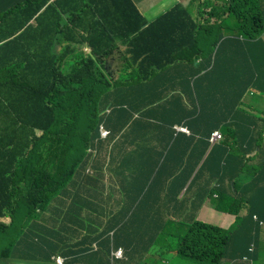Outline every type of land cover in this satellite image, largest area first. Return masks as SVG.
Returning <instances> with one entry per match:
<instances>
[{
	"label": "trees",
	"instance_id": "16d2710c",
	"mask_svg": "<svg viewBox=\"0 0 264 264\" xmlns=\"http://www.w3.org/2000/svg\"><path fill=\"white\" fill-rule=\"evenodd\" d=\"M12 1L0 8V45L15 39L11 37L16 30L25 29L34 16L46 33L53 29L54 23V28L59 30V39L55 36L54 45H60L61 50L49 53L48 68L41 53L29 54L27 60L16 54L0 67V84L11 100L6 108V126L0 132V217L10 216L11 221L23 215L30 220L40 218L58 198L79 199L73 194L100 188L105 183L101 181L105 174L100 170L95 176L85 172L95 158V148H102L105 156L110 154L103 145L94 146L98 143L92 142L98 124L114 129L126 124L137 125L142 129L141 141L156 144L151 149L138 148L145 163L142 172L147 175L141 189H150L156 177L172 178L179 189L188 182L187 192L205 180V185L196 188L192 208H199L208 199L217 212L234 216V223L222 229L196 220V212L168 219L152 212H136L135 221L144 214L140 220V244L145 247L140 255L155 241V236L148 235V229L157 227L161 232L172 227L175 232L184 230L177 242L179 257L197 264H224L246 255L252 244L250 257L254 261V244L260 228L252 216L264 221V157L256 166L252 158L245 156L253 150L257 155L262 154L264 109L261 117H255L241 101L248 92L264 97V19L258 1L215 0L206 6L198 2L193 5L195 20L185 6L174 4L148 24L131 0H27V7L19 0ZM23 14L27 17L21 23L11 18ZM52 17L57 19L53 22ZM133 18L138 20L134 27ZM20 40L18 37L15 42ZM15 42L10 41V47ZM120 42H128L130 46L126 52L129 58L125 57V61L137 66L134 74L129 69V78L124 81L111 78L108 75L111 71H106L105 76L100 68L109 56V48ZM84 49H89L90 55ZM156 53L165 67L200 56L202 64L192 72V75L199 73L195 79L201 71L205 76L218 74L224 78L226 88L228 73H236L237 82L230 81V85L236 92L237 118L251 117L252 127L258 128L251 131L248 148L241 146L232 123L225 134L230 138L228 143H225L226 137L222 141V150L228 149L229 157L218 156L215 145L207 152L209 134L216 126L204 134L181 120L180 106L167 110L161 97L150 95L153 84H163L157 78L164 69L153 72L149 68ZM132 82L139 84L140 93L145 95L134 103L128 100L132 96ZM211 85L218 92L217 86ZM212 101H215L212 109L217 110L220 101ZM138 111L140 118L132 119V113ZM174 125L186 126L189 136L175 132ZM36 131H41V135L37 136ZM253 143H257L254 148ZM191 145L194 148L190 150ZM90 147L92 150L88 152ZM49 154L55 155L53 166L47 163L51 161ZM146 157L150 158L148 162ZM220 164L226 168L224 174L219 172ZM232 164L233 170L229 171ZM226 179L229 186L222 185ZM211 182L217 185L208 188ZM164 183L165 179L160 184ZM87 198L92 199L88 206L101 210L96 201L100 199L98 195ZM62 214L67 220L68 206ZM127 214L124 227L132 222L133 214ZM65 233L68 234V229ZM38 235L35 233V238ZM162 235L168 239L172 233ZM52 236L55 246L47 252L48 256L61 251L63 264H77L76 259L67 260L70 254L67 235L64 240L54 233ZM110 241L99 245L96 251L81 249L80 253H88L89 262L98 260L110 264L112 250L126 249L133 243L128 234L122 239L116 234ZM71 253L73 257L78 254L76 250ZM20 256L30 257L29 254ZM42 256L40 253L35 257Z\"/></svg>",
	"mask_w": 264,
	"mask_h": 264
},
{
	"label": "crops",
	"instance_id": "0c3cea01",
	"mask_svg": "<svg viewBox=\"0 0 264 264\" xmlns=\"http://www.w3.org/2000/svg\"><path fill=\"white\" fill-rule=\"evenodd\" d=\"M19 1L22 2L23 7L28 6L27 0ZM207 1L208 4L216 2L215 0ZM257 1L262 19H264V0ZM132 2L147 23L151 22L158 14L163 13L166 8L174 4L185 6L191 19L195 20L194 6L198 2L205 4L203 0H132ZM11 3H13L12 0H0V8ZM166 5H168V7L165 8ZM26 17V14L11 16L17 23H21ZM51 19L54 22L57 18L52 17ZM137 23L138 20L135 19L132 26H136ZM26 24L27 27L25 29L16 30L11 37L15 38L10 40H14V42L16 38L20 37L21 40L19 42H15L11 47L10 41L4 45H0L2 47V49H0V67L12 59L16 54H19L21 58L27 60L29 54L41 53L44 56V60H46L45 65L48 68L51 64L49 53L51 51L54 54L60 52L61 46L54 45L55 36L59 39V30L54 28V23L53 29H49V33L45 32L41 23H37L34 16H32ZM262 38L264 40V35ZM89 51V49H84L86 54H88ZM125 57L129 58V54L125 53L121 60L115 61L116 63L110 67H100L102 73L106 76V71H111V74L108 72L111 78H118L121 81L128 79L130 73L129 69L132 68L134 74L135 67L137 66L134 65V63L125 61ZM201 64V57L198 56L196 58L194 57V60L192 58L187 61H176L171 65H167L164 71L158 74L157 78L158 82H162L163 84H153L149 93L150 95L161 97V100L166 102L167 110L180 106L179 113L181 120L204 134L210 127L216 126L210 134L214 131H218L222 135V139L215 144H210L207 148V152L215 145L218 146L216 154L223 158H228L229 150L227 149V151L223 152L222 149L224 148H222V144L224 142L222 141L226 137L227 141H225V143H228L230 139L228 134L225 135L228 133L230 124L234 123L231 128H236L238 133L237 139H240L241 146L244 145L247 148L249 142H251L252 132L258 130V128L252 127L251 117L246 118L242 116L237 118L235 105L236 92L234 86L231 87L230 85V81L237 82L236 73L234 71L228 73V87L226 88L224 78L220 77L218 74L215 76H205L202 75L204 71H201L200 76L195 79L199 73L192 75V72ZM109 82H111L110 79ZM211 84L217 86L218 92H214ZM131 85L132 96L128 100L134 103L144 99L145 95L140 93V85L134 84V82H132ZM215 99L220 101L219 106L217 105V110L212 109L215 102L212 100ZM9 101L11 100L4 94V90L0 84V132L6 126V108ZM241 103L251 115L255 117L262 116L261 112L264 109V97H259L258 94L254 92H248L242 98ZM122 108L125 109V107ZM140 114V111H138L137 114L132 113V119L140 118ZM241 123L245 124V126ZM177 126L178 125H174L172 127L175 132L189 136L190 133L186 126L183 127L188 130V133L178 131L175 128ZM105 127L110 131V135L105 141L101 142V145L110 151L108 164L104 166L101 165L98 160L93 159L85 172L95 176L98 170H100L101 173L107 172L106 174H108L112 172L116 176L111 181L106 179L105 183H102L100 188L85 189L81 190L79 193H74V196L77 195L81 197L79 199H71L70 197L68 201H62L61 198L60 215L57 217L61 225H59L54 234L56 236L58 233L61 239L67 235L68 251L70 252L67 260L76 259L78 261L77 264H105L98 260L89 262L86 258L88 253L81 255V249L96 251L99 245L105 241L109 242L114 235L119 234L122 239L124 234H128L133 240L132 246L126 247V249L122 247L117 248L122 250L121 259L113 258L112 253L117 249L114 251L112 250L110 264H183L178 260L179 256L177 255L176 249L178 239L183 235L184 230L178 229V231L175 232V229L172 227L161 232H158L157 227L148 229V235L155 236V241L150 245L149 249L164 246L169 254V262L163 263L162 257L149 261L144 260V256L140 255L141 250L145 247V245L140 244V220L144 217V214L139 216V221H135L134 214L136 212L161 214V217L164 219L196 212V220L209 223L222 229H228L234 223L233 215L217 212L208 199H205L199 208H192V198L195 195L196 188L205 185V180L193 186L190 192L186 190L188 182L182 189H179L178 184L172 183V178L158 177H156V182L151 183L150 189H141L140 186L142 182H145L147 179V175L144 171L142 172V166L145 163L140 158V151H138V148H155V142H142V133H140L142 129L137 125L126 124L115 129L112 128V126H109V128L107 126ZM245 129H248V131ZM36 135L40 136L41 131H36ZM96 136L98 137V132H96ZM262 137L264 138V133ZM198 138L199 137L196 135L195 139ZM20 146H23V142H21ZM188 148L191 150L194 147L191 145ZM262 157H264V148L261 155H257L256 151L253 150L245 156V158H252L256 166L260 164ZM149 159L146 157L145 161L148 162ZM176 159L179 160L182 158ZM47 163L53 166L52 161ZM233 167L234 164L230 166L229 171H232ZM223 170H226V168L223 164H220V174H224ZM163 179H165L166 183L162 185L160 183ZM216 185L215 182H211L207 187L212 188ZM222 185L229 186L228 180L226 179L222 182ZM93 195H98L100 197V199L96 201L101 210L88 206L92 199L87 197ZM66 206L69 208V215L68 219L64 220V218L62 219V211ZM245 212L246 210L243 209L241 214L244 215ZM126 214L127 216L133 214V216L132 222L124 227L123 220ZM59 228L60 230L58 231ZM65 229H68V234L65 233ZM163 232H166L167 235L172 233V235L166 239L162 235ZM156 240H158V242ZM110 244H112V241H110ZM74 250L78 253L76 257H73L71 253ZM0 252H2V250ZM0 255V264H7L8 261L18 264H55L53 257L60 256L61 251L56 252V255L50 256H48V254L46 256L42 254V257H35V254H30V257H21L20 255L9 257L5 253H0ZM254 255V264H264V230L262 229L259 230L258 239L254 244ZM224 264H229V261H226Z\"/></svg>",
	"mask_w": 264,
	"mask_h": 264
},
{
	"label": "rangeland",
	"instance_id": "374dc122",
	"mask_svg": "<svg viewBox=\"0 0 264 264\" xmlns=\"http://www.w3.org/2000/svg\"><path fill=\"white\" fill-rule=\"evenodd\" d=\"M203 1H205V6L208 5L207 0ZM166 7H168V5H166L165 8ZM231 19L234 20L233 18ZM129 49L130 46L128 45V42H120L119 44L113 45V48H109V56L106 58V61L102 63L101 67H110L114 65L116 63L115 61L121 60ZM149 68L153 72L165 69V66L163 65L157 53L151 58ZM125 87L130 88L131 86L126 85ZM98 128L99 126L97 127V131ZM256 145L257 143H253V148ZM47 156H49L51 161L55 158V155L53 154H49ZM115 176L116 175L114 173L110 172L106 174V178L101 181H105V179L111 181ZM49 209L50 210L47 211V213L42 214L43 216L41 215L40 218H31V220L24 215L17 219V221H11L10 216L3 215V217H0V251L2 250V252L0 253H5L9 257H13V255L23 254H35L40 256V253L46 256L48 254L47 252L51 251L55 246L52 233H54L59 225H61L60 220L57 219V217L60 215L61 198H58L55 202H53L50 205ZM1 224L8 227L4 228ZM59 230L60 228L58 229V231ZM35 233L39 234L36 238L34 236ZM156 241L158 242V240ZM41 250H44V252H42ZM143 256L144 260L147 261L156 259L158 257L163 258V263H168L170 260L169 254L164 246L154 249H148L145 253H143ZM178 260L183 264H197L182 257H178ZM7 264L18 263L8 261Z\"/></svg>",
	"mask_w": 264,
	"mask_h": 264
},
{
	"label": "built area",
	"instance_id": "2783aa9c",
	"mask_svg": "<svg viewBox=\"0 0 264 264\" xmlns=\"http://www.w3.org/2000/svg\"><path fill=\"white\" fill-rule=\"evenodd\" d=\"M101 124H103V123L98 124V126H99L98 131H97L98 137L96 136V138L93 140V143H98V144H96L94 146L101 145V142L105 141L110 135V131L108 129H106L104 124L103 125H101ZM175 128L180 132L188 133V130L183 126H177ZM221 139H222V135L218 131H214L209 135L208 142L210 144H215L218 141H220ZM91 150H92V147L88 148L87 151L91 152ZM97 154H98V149L95 148V150H94L95 158H93V157L92 158L96 159ZM252 219L257 222V225L259 228L264 230V222L263 221L259 220L255 215L252 216ZM252 251H253V245L251 244L247 249L246 255L242 256L240 259L232 260L231 263L233 264V263L242 262V263H246V264H252V259L250 257V253H252ZM112 257L115 259H120L122 257V250L117 249L116 251H114L112 253ZM53 260H54L55 264H63V258H61L60 256L53 257Z\"/></svg>",
	"mask_w": 264,
	"mask_h": 264
},
{
	"label": "clouds",
	"instance_id": "9594fccd",
	"mask_svg": "<svg viewBox=\"0 0 264 264\" xmlns=\"http://www.w3.org/2000/svg\"><path fill=\"white\" fill-rule=\"evenodd\" d=\"M131 1H132V0H131ZM135 7H136V6H135ZM137 10H138V9H137ZM165 11H166V9H165ZM165 11H164V12H165ZM164 12H163V13H164ZM139 13H140V12H139ZM160 14H162V13H160ZM158 15H159V14H158ZM158 15H157V16H158ZM157 16H156V17H157ZM156 17H155V18H156ZM155 18H154V19H155ZM134 19H135V18H134ZM154 19H153V20H154ZM144 20H145V19H144ZM153 20H152V21H153ZM152 21H151V22H152ZM149 23H150V22H149ZM147 24H148V23H147ZM95 138H96V137H95ZM95 138H94V139H95ZM94 139H93V140H94ZM92 142H93V141H92ZM96 160H98V162H99L101 165L107 166L108 161H109V155H108V156H105V155H104V151H103V149H102V148H99V149H98V154H97ZM106 173H107V172H106ZM106 173H104L105 176H106ZM105 178H106V177H105ZM105 180H106V179H105ZM260 229H261V228H260ZM240 258H241V257H240ZM240 258H236V259H240ZM120 259H121V258H120ZM236 259H231V260H227V261H229V264H232L231 261H232V260H236ZM233 264H246V263L238 262V263H233ZM252 264H254L253 261H252Z\"/></svg>",
	"mask_w": 264,
	"mask_h": 264
},
{
	"label": "water",
	"instance_id": "95a60500",
	"mask_svg": "<svg viewBox=\"0 0 264 264\" xmlns=\"http://www.w3.org/2000/svg\"><path fill=\"white\" fill-rule=\"evenodd\" d=\"M88 55H90V51L88 52Z\"/></svg>",
	"mask_w": 264,
	"mask_h": 264
}]
</instances>
